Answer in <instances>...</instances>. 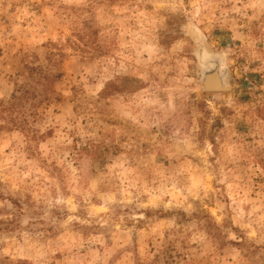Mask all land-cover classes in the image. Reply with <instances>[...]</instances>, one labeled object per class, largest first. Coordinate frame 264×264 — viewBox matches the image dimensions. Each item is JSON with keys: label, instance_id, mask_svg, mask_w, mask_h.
Instances as JSON below:
<instances>
[{"label": "rangeland", "instance_id": "374dc122", "mask_svg": "<svg viewBox=\"0 0 264 264\" xmlns=\"http://www.w3.org/2000/svg\"><path fill=\"white\" fill-rule=\"evenodd\" d=\"M0 49V264H264V0H0Z\"/></svg>", "mask_w": 264, "mask_h": 264}, {"label": "water", "instance_id": "95a60500", "mask_svg": "<svg viewBox=\"0 0 264 264\" xmlns=\"http://www.w3.org/2000/svg\"><path fill=\"white\" fill-rule=\"evenodd\" d=\"M196 54H197V58H198V63L200 64V67H201L200 81H201L202 89L206 90V91L228 89V85L225 83V77H226L225 68H224V70H223V67H222V69H220V65L222 64V56L217 52L209 51L205 47H199V50L196 51ZM209 58L219 59L217 62V68L214 69V70H218V69L220 70L221 74L218 77L208 75V74H210V73H208L209 71L206 72L205 70L202 69V66L205 65L206 61ZM220 58H221V60H220ZM209 79H211L210 80L211 83L207 82Z\"/></svg>", "mask_w": 264, "mask_h": 264}, {"label": "bare ground", "instance_id": "6f19581e", "mask_svg": "<svg viewBox=\"0 0 264 264\" xmlns=\"http://www.w3.org/2000/svg\"><path fill=\"white\" fill-rule=\"evenodd\" d=\"M217 57H218V56H217ZM218 60H219V59H216V58H209V59L206 61L205 65L202 66V69L205 70L206 72L209 71L208 73H210V74H208V75L218 77V76L221 74L220 70H219V69H218V70H214L215 68H217V62H218ZM220 60H221V58H220ZM219 62H220V61H219ZM218 64H219V63H218ZM210 67H211V68H210ZM222 67H223V65L221 64V65H220V69H222ZM223 70H224V67H223ZM210 80H211V79H209L207 82H210ZM205 81H206V80H205ZM210 83H211V82H210ZM225 83H226V81H225Z\"/></svg>", "mask_w": 264, "mask_h": 264}, {"label": "trees", "instance_id": "16d2710c", "mask_svg": "<svg viewBox=\"0 0 264 264\" xmlns=\"http://www.w3.org/2000/svg\"><path fill=\"white\" fill-rule=\"evenodd\" d=\"M0 52H1V49H0ZM4 264H8V263H4Z\"/></svg>", "mask_w": 264, "mask_h": 264}]
</instances>
